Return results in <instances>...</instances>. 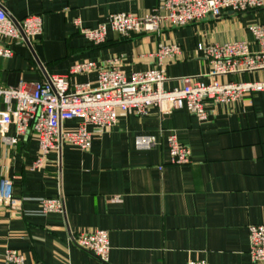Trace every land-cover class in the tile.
<instances>
[{"label": "crops", "instance_id": "1", "mask_svg": "<svg viewBox=\"0 0 264 264\" xmlns=\"http://www.w3.org/2000/svg\"><path fill=\"white\" fill-rule=\"evenodd\" d=\"M159 0H0L7 15L20 20L39 15L42 31L29 42H1L12 50L0 58V84L42 81L48 75L75 83L94 84L98 70L116 59L129 79L155 63L157 44L175 43L181 52L166 59L165 89L185 76L200 80L209 69L198 43L246 40L257 50L248 27L264 24V0L243 13L223 11L160 33L137 32L121 37L107 30L95 45L75 22L96 27L111 13L143 15ZM92 61L95 68L69 74L71 65ZM230 81L264 80V70L231 74ZM4 109V105L0 104ZM199 121L187 110L146 115L118 112L116 123L95 133L90 148L63 145L34 168L38 143L31 134L18 136L14 146L0 145V174L12 180L16 211L0 206V261L15 249L25 264H208L252 263L248 254V226L264 224V91L247 93L232 107L208 105ZM77 120L63 122L66 128ZM88 129H93L88 126ZM8 135H15L11 125ZM140 136H153L149 148L136 146ZM174 137L190 149V162L172 164L168 141ZM42 198H59L60 212H40ZM108 233V260L102 262L78 248L79 231Z\"/></svg>", "mask_w": 264, "mask_h": 264}, {"label": "built area", "instance_id": "2", "mask_svg": "<svg viewBox=\"0 0 264 264\" xmlns=\"http://www.w3.org/2000/svg\"><path fill=\"white\" fill-rule=\"evenodd\" d=\"M262 0H159L157 6L143 15L117 12L96 27H83L75 22L79 32L90 42L98 45L105 41L110 29L121 37L137 32L160 33L164 27H179L212 15L218 17L223 11L243 13L258 8ZM257 50L251 51L246 40L223 43H198L197 49L204 53L209 69L203 75L185 76L181 84L165 89L166 59H173L181 52L175 43L160 41L154 57L155 63L145 71L133 72L128 79L116 59L98 70L94 84L75 83L70 87L68 78L48 75L42 81H21L15 87L0 84V145L14 146L18 136L31 133L37 140L39 155L33 161L34 168H42L50 151H59L63 145L80 150L90 148L95 133L112 127L118 112L146 115L151 108L164 114L187 110L199 121L208 116V105L232 107L243 95L264 91V80L230 81L228 75L253 73L264 70V24L252 23L248 27ZM42 31L39 15H27L16 20L0 7V58H9L12 50L1 42L23 40L29 42ZM92 61L78 62L70 66L69 74L86 73L94 69ZM76 119L77 126L66 128L63 122ZM13 125L15 135H8ZM93 129H88V126ZM136 146L149 148L155 144L153 136L137 137ZM170 163L190 162V149L174 137L168 141ZM40 212H60L63 204L59 198H42ZM0 206L16 211L17 203L12 195V180L0 174ZM248 254L252 263L264 261V224L248 226ZM76 246L102 262L108 260L110 243L103 229L79 231L74 237ZM0 264H25L24 255L15 249H6ZM186 264H208L206 260L188 259Z\"/></svg>", "mask_w": 264, "mask_h": 264}]
</instances>
